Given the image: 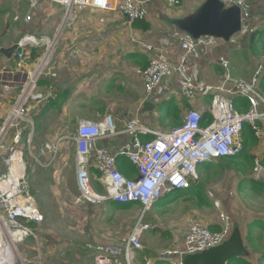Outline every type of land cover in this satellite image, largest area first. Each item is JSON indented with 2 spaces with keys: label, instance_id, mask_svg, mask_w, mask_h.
Masks as SVG:
<instances>
[{
  "label": "built area",
  "instance_id": "obj_1",
  "mask_svg": "<svg viewBox=\"0 0 264 264\" xmlns=\"http://www.w3.org/2000/svg\"><path fill=\"white\" fill-rule=\"evenodd\" d=\"M43 1L60 6L62 18L52 35L28 34L16 42L18 47L14 56L21 68L4 84L6 90L14 87L17 92L12 106L0 120V264H44L40 260H28L17 247L27 237H35L33 226L43 221V214L27 181L22 146L25 145L30 156L38 161L31 149L34 118L54 93L51 86L42 90L39 81L45 73L56 76L50 72V65L65 29L77 20L76 10L80 7L118 10L127 25L131 26L134 21L145 19L144 3L151 0ZM166 1L172 6L180 3V0ZM219 1L224 7L239 8L241 30L234 36H248L253 32L249 0ZM234 36L229 42L232 40L236 43ZM177 40L181 50L180 58L170 62L154 56V46L148 41L131 38L148 54L146 67L139 71L143 88L141 105L151 101L150 98L164 80L173 79L185 100L208 98V103L202 106L208 107L209 111L190 108L183 114L181 124L167 131L145 125L137 115L125 120L122 129L117 128L110 114L99 121L80 119L77 122L72 136L75 143L76 187L80 193L76 201H137L141 205V217L126 239L121 244H96L92 264H132L135 253L143 249L141 237L150 227L142 219L144 213L162 197L174 191L188 190L197 182L198 167L202 163L239 154L244 144L243 123L250 125L258 143H262L263 152L253 157L251 176L264 184V91L260 87L264 65L257 63L247 75L233 74L235 65L230 59L228 47L224 48L228 41L210 35L195 38L181 31ZM206 48L219 49L215 62L222 73L214 83L197 82L188 72V59L198 58L200 51ZM232 48H241V45L236 44ZM33 49L39 51L38 56L33 57ZM240 97L245 99L244 104L237 100ZM245 104L247 108L243 109ZM205 111L210 116L203 119ZM118 135H124L126 139L115 150L97 146L99 139ZM143 135L151 137L143 139ZM60 141L61 138H58L44 143L39 149L41 155H48L49 164L59 153ZM120 155L134 165V176H126L117 168L116 158ZM91 167H94L98 177L89 174ZM93 177L103 188L101 193L91 187ZM208 195L218 210L217 222L220 228L212 231L203 223L192 224L181 242L165 252L171 264H184V254L200 253L221 245L229 238L233 228L232 220L214 192L208 191Z\"/></svg>",
  "mask_w": 264,
  "mask_h": 264
},
{
  "label": "rangeland",
  "instance_id": "obj_2",
  "mask_svg": "<svg viewBox=\"0 0 264 264\" xmlns=\"http://www.w3.org/2000/svg\"><path fill=\"white\" fill-rule=\"evenodd\" d=\"M18 1L20 9L16 19L18 17L20 21L25 20L29 23V34L50 36L61 18L63 12L61 8L59 11L57 7L42 0ZM76 11L77 20L71 27L65 29L52 62L60 63L66 72L77 69V75H71L74 77L68 82L70 92L76 88L80 92L93 88L89 92L91 97L92 92L101 85L103 87L97 95L115 97L119 95L117 92H120L123 86L128 85V80L123 76L122 71H119L124 63L127 64L122 60L127 49L125 45L135 43L131 44V36L128 37L126 20L118 10L100 13L88 7H80ZM27 16L30 18L27 19ZM248 38L249 36L236 35L233 39L236 43L231 40L225 44L230 59L235 65L233 74L246 75L250 71L249 66L254 62L264 65V52L252 53L247 46ZM236 44L241 45V48H232ZM36 51L39 53L38 50ZM134 79L131 78L132 85H135ZM137 80L139 82V79ZM57 86L59 88L58 83ZM5 91L0 86V100L4 99L5 95L15 98L17 91L12 90V94ZM170 93L179 94L176 87L170 88ZM178 97L179 104L182 105L178 106L182 117L189 110V106H185L182 97ZM168 100L157 103L151 115L139 116V120L145 123L144 118H146L153 123L149 126H154L160 131L174 128L170 120L167 122L166 117L167 110L174 108L175 104L166 103ZM237 100L244 104V98L240 97ZM188 101L191 108L208 110V107L202 106L208 103V98L198 97ZM111 102L112 99L107 104ZM244 107L246 108V104ZM107 114L114 119L111 113ZM79 120L58 119L56 114L47 115L44 110L34 119L36 135L33 136L31 149L38 157V161L30 156L25 145L22 146L27 181L43 214V221L33 226L36 236L27 237L17 246L20 253L28 260H40L45 264H92L96 244H121L141 217V205L137 201L127 203L110 200L99 203L76 201L80 193L74 184H70L71 174L75 170L73 153L75 144L69 137L73 136ZM59 136L66 137L60 143L57 157L49 164L48 155H41L39 149L44 143ZM47 163L48 165H45ZM252 166L245 167L244 172L241 173L226 167L219 175L213 173L208 176L207 172H201L203 178L205 175L208 177L203 182L204 187L201 191V195L207 198V203H199L195 195H187L174 203L171 202L172 204L169 203L170 205L166 204L183 191H174L158 200L142 217L150 227L141 237L143 249L135 253L132 264H149L148 261L150 264H171L168 257L161 261L158 259L160 255L179 244L192 224H208L216 221L218 210L208 198V191L214 192L215 196L216 193L218 196L221 195L219 199L223 201L222 206L227 209L233 227H239L248 250L245 260L251 264H264V259H261L264 254V228L258 225L260 221L264 222V191L256 192L248 187L254 182L251 179ZM212 172L213 170L209 171ZM89 174L96 175L94 167L89 169ZM202 181L200 180L201 183ZM91 187L97 193L103 191L94 177ZM166 205L168 206L165 207ZM243 259V257L233 258L228 263L242 264Z\"/></svg>",
  "mask_w": 264,
  "mask_h": 264
},
{
  "label": "crops",
  "instance_id": "obj_3",
  "mask_svg": "<svg viewBox=\"0 0 264 264\" xmlns=\"http://www.w3.org/2000/svg\"><path fill=\"white\" fill-rule=\"evenodd\" d=\"M43 2L44 3L46 2L49 5L57 7L58 10L60 11L61 8L60 6L48 1H43ZM203 2L204 0H180V3L178 5L172 6L166 0L147 1L144 3L146 9L145 19L137 20L134 26L132 25L126 26V30H128V37L131 36V38L134 37L136 40L148 41L154 46V51L152 53L154 56L160 58L162 57L170 62H176L180 58L181 50L179 48V44L177 40L180 31L175 25V20L179 18H183L193 13ZM249 3L251 6L252 27L254 29L264 28V0H249ZM19 9H20V3L18 0H0V48L10 47L13 43H16L22 36L29 34V26H30L29 23H27L25 20L20 21V18L18 19V17L16 19V16H19ZM95 11L100 13H110L113 12L114 10H110V11L95 10ZM61 18L59 19V21L61 20ZM132 43L133 42L131 41V44ZM125 46L127 49L124 51L125 58H122V60L123 63L124 61H126L127 64L124 63L122 69H120L119 71H122L123 76L128 80L127 81L128 85L126 87L123 86L120 92L116 91L119 95H116L115 97L112 98L104 97L103 95L100 94L97 95V93H99L100 89L103 87L101 85H99L98 88L95 87V89L97 88V90L92 92L91 97H89L90 96L89 92L93 88H87V90L80 92L75 87L76 89L71 90L70 92V88L68 87V82L69 79H71V77L77 75V69H72L66 72L65 70L62 69L60 63L55 64L52 62L54 58L53 55L50 65L51 67L50 72H54L56 76H52L49 73H45L42 75V78L39 81V86L42 90H47L48 86L53 87L54 89V93L52 95L53 97L49 102L45 103L41 107L38 114H41L44 110H46L47 115L48 114L51 115L52 113H54L57 115L58 119H62V120L64 119L73 120L75 118L76 120L89 119V120L99 121L100 119H102V117L105 116V114L111 113L114 116V120L116 121L118 129H122L124 121L132 116L137 115L139 118V116L151 115L150 114L151 112L142 111L143 104L141 105V100L143 97V88L139 78V74H140L139 71H141L147 65L148 54L142 51L136 45V43H133L132 45L126 44ZM224 48H226V46H224ZM218 52H219L218 48L216 49L206 48L200 51L198 58L188 59V72L197 82L214 83L218 81V79L221 77L222 70L215 62V55ZM38 54L39 53H37L36 49H33L32 51L33 57L38 56ZM120 57H122L121 54ZM256 64L257 63L254 62V64L250 65L249 70L251 71V69ZM20 68L21 65L19 62H17V59L15 58L14 54L11 58H7L5 55L0 53V86L3 89H5L4 84L6 83V81L12 78L13 75H15ZM8 70H10V72ZM250 71L247 74H249ZM132 77L135 78L134 79L135 85L131 84L133 83L131 80ZM1 79L4 80L2 81ZM137 79H139V82ZM57 83L59 84V88L57 86ZM62 84H64L65 86L63 87ZM161 86L155 91V93L150 98L152 103L154 102L163 103L165 100L169 99L166 103L175 104L178 107V106H182L179 104L180 98L178 96H180L182 97L185 106L188 105L189 106L188 109L191 108L189 105V101L185 100V98L180 93L179 94L177 93V95H174L173 93L169 94V89L172 87H176V84L174 83L173 79L165 80ZM12 90L17 91L16 88L10 87V89H7L5 92L9 91L11 92L9 94H12ZM64 90H66V95L62 96L61 93L65 92ZM94 95L96 97H94ZM3 98L4 99L0 100V120L6 115L8 109L12 106L15 100V98L12 96L5 95V97L3 96ZM110 99H112V102L110 104H107L108 102H110ZM75 107L76 109H74ZM129 113H132L131 115H129L130 117L126 116ZM144 119H145L144 120L145 125L147 126L153 125V123L147 121L146 118ZM74 134L75 131L73 135ZM35 135H36V127L34 129V136ZM143 136L145 137V135ZM64 137L59 136L58 138H61L62 141ZM58 138L52 139L49 142L56 141ZM69 138L72 139V137ZM125 139L126 137L124 135H118L112 138H102L98 140L97 146L107 147L111 150H115L116 147L119 144L123 143ZM262 152H263L262 143L261 142L258 143L257 141V144L255 148L252 149L251 153L252 155H256L258 153L261 154ZM73 153L75 157V146ZM74 162H75V170L74 173L71 174L70 184H74V186L76 187V160H74ZM199 173L200 175H198L199 178L197 182H195L190 187L189 191L184 190L183 193L178 195L176 194L166 204H169L171 202L174 203L175 201L181 198L183 199L184 197L189 195L190 191L193 190L191 188L199 184L200 180H203V175L201 174V171L199 172V167H198V174ZM135 174L136 172L132 173L130 176H134ZM251 179L255 182H261L253 179L252 177ZM248 187H250L251 190H253L251 185H248ZM216 197L219 199L221 195L218 196V194L216 193ZM208 198L210 199L209 196ZM220 202L222 205L223 201L220 200ZM167 206L168 205H166L165 207ZM222 208L225 210L224 206H222ZM225 211H227V209ZM216 219L217 220L213 221L212 223L205 224L208 225L212 231H216L220 228V225L217 222L218 215ZM160 259H164V258H162L161 256Z\"/></svg>",
  "mask_w": 264,
  "mask_h": 264
},
{
  "label": "water",
  "instance_id": "obj_4",
  "mask_svg": "<svg viewBox=\"0 0 264 264\" xmlns=\"http://www.w3.org/2000/svg\"><path fill=\"white\" fill-rule=\"evenodd\" d=\"M175 25L181 32H186L197 38L210 35L229 41L241 30L240 11L237 6L224 7L219 0H204L191 14L175 20ZM18 47L13 43L10 47L0 48V53L11 58ZM64 87L65 85L62 84ZM156 104L145 101L142 111L152 112ZM248 250L245 247L241 231L238 226L232 228L231 234L221 245L209 248L196 254H184V264H227L233 258H245ZM162 258H167L163 253Z\"/></svg>",
  "mask_w": 264,
  "mask_h": 264
},
{
  "label": "trees",
  "instance_id": "obj_5",
  "mask_svg": "<svg viewBox=\"0 0 264 264\" xmlns=\"http://www.w3.org/2000/svg\"><path fill=\"white\" fill-rule=\"evenodd\" d=\"M134 21L131 25H135ZM249 38L247 41V46L249 50L254 54H260L264 52V28L254 29L253 32H251L249 35ZM260 87L264 91V71L263 75L260 81ZM65 92L61 93L62 96L66 95ZM247 108V106H246ZM243 106V109H246ZM181 110L175 105L174 108H170L167 110V122L170 120L173 127H176L181 124L182 117L180 116ZM210 114L208 111H205L203 113V119L209 117ZM204 123V120L202 121ZM150 135H145L142 138L147 139L150 138ZM242 138H243V150L236 155V157L230 156L225 157L221 159H217L216 161L211 162H204L199 166V172H207L208 176H210L213 173H217V175L221 174L223 171V168L226 167L228 169H234L237 173L244 172L245 167L252 166V160L253 155L251 153L252 149L255 148L257 144V139L254 136L253 130L251 129L250 125L243 123L242 126ZM116 166L117 168L126 176H130L132 173L136 172V169L134 165L129 161L128 158L125 156H117L116 158ZM213 170L212 173H209V171ZM208 177L205 175V178H203L202 183L193 186L190 191L189 195H195L200 202L199 203H207V198L204 195H201V191L203 190L205 180H207ZM252 189L256 192L264 191V184L262 182H253ZM190 190V187L187 191ZM257 223V222H256ZM258 225H261L264 228V222L260 221ZM250 238V235L248 236ZM247 237V238H248ZM261 259H264V254L261 256ZM159 261L164 259H158ZM232 262H229L227 264H231ZM242 264H251L249 261L245 260V258L242 260Z\"/></svg>",
  "mask_w": 264,
  "mask_h": 264
}]
</instances>
